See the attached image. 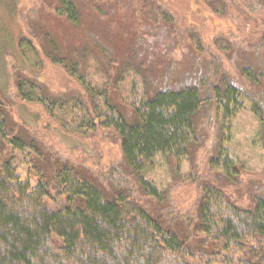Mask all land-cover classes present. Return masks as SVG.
<instances>
[{
    "label": "rangeland",
    "instance_id": "obj_1",
    "mask_svg": "<svg viewBox=\"0 0 264 264\" xmlns=\"http://www.w3.org/2000/svg\"><path fill=\"white\" fill-rule=\"evenodd\" d=\"M75 2L80 19L73 23L54 10L55 0H0V100L8 126L28 143L23 151L3 143L0 161H11L32 184L39 177L35 167L49 178L57 166L73 165L90 174L104 196L126 191L152 216L180 230L192 229L204 186L221 189L241 206L264 196V124L249 110L251 100L264 108V79L254 84L244 75L247 69H264V0ZM51 47L79 65L86 83L104 95L108 92L128 122L133 114L125 99L131 82L139 84V74L152 92L196 85L209 94L212 85L227 79L248 100L230 120L200 114L197 140L186 159L158 154L145 166L142 174L162 192L158 203L144 195L126 168L115 132L77 134L42 104L20 98L16 80L26 77L56 100L89 102L87 89L63 64L48 58ZM218 156L240 163L235 179H227L223 166L215 164ZM45 201L54 208L63 198L52 190V198ZM191 239L198 246L199 237L193 233ZM217 251L213 244L206 250L208 255Z\"/></svg>",
    "mask_w": 264,
    "mask_h": 264
},
{
    "label": "trees",
    "instance_id": "obj_2",
    "mask_svg": "<svg viewBox=\"0 0 264 264\" xmlns=\"http://www.w3.org/2000/svg\"><path fill=\"white\" fill-rule=\"evenodd\" d=\"M54 10L73 23L80 19L75 0H55ZM162 13L164 21L171 23L167 13ZM47 56L63 64L87 89L89 102L76 98L70 105L56 100L26 77L16 80L20 98L42 104L49 114L62 119L64 128L77 134L115 132L126 168L144 195L158 203L162 192L142 174L145 166L158 154L186 159L197 140L200 114L230 120L248 100L227 79L212 85L209 94L196 85L152 92L147 78L139 74L135 77L139 84L131 82L125 99L133 114L128 122L108 92L104 95L85 82L76 62L59 57L54 47ZM244 75L257 84L260 77L264 79V69H247ZM249 110L264 124L261 102L251 100ZM63 116L70 117L69 121ZM5 142L21 151L28 145L8 126L0 100V146ZM215 161L223 166L227 179L238 176L240 163L233 157L218 156ZM35 168L39 177L32 184L20 177L11 161H0V264H264V196L241 206L221 189L204 186L192 229L180 230L152 216L126 191L104 196L92 176L73 165L57 166L49 178ZM52 190L56 198H63L54 208L45 201L52 198ZM193 233L199 237L196 247ZM212 244L220 251L208 255Z\"/></svg>",
    "mask_w": 264,
    "mask_h": 264
}]
</instances>
